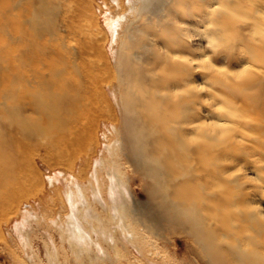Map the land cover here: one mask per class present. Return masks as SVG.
<instances>
[{"label":"bare ground","instance_id":"obj_1","mask_svg":"<svg viewBox=\"0 0 264 264\" xmlns=\"http://www.w3.org/2000/svg\"><path fill=\"white\" fill-rule=\"evenodd\" d=\"M117 1L99 27L88 0H0V222L47 184L65 211L23 209L11 257L43 264L37 232L61 264L45 224L75 258L173 230L210 264H264V217L242 208L264 203V0Z\"/></svg>","mask_w":264,"mask_h":264},{"label":"rangeland","instance_id":"obj_2","mask_svg":"<svg viewBox=\"0 0 264 264\" xmlns=\"http://www.w3.org/2000/svg\"><path fill=\"white\" fill-rule=\"evenodd\" d=\"M116 2L118 1L117 0H88V3L92 10V19L97 22L99 27H101L100 25L102 22V16L104 14L108 15V12L104 11V13L101 14L98 19L101 9L106 8V7H103L105 3H107L108 8L110 7L111 15H117L119 12L122 11V9L126 10L128 8V6L125 4L126 1H124V5L121 4L120 2V4L122 5V9L118 7L119 3L116 4ZM128 15L129 14H127V16ZM199 83L200 81L198 80L197 84ZM203 109L204 108H202V110ZM200 112L203 113V114L201 113L202 115L206 114L205 109L204 111L200 110ZM209 120L210 119L206 120V122H208ZM37 152L38 153H36L35 155L33 154L31 155L32 161L34 162V166L40 172L41 178L46 180L48 175L53 174L52 168L48 165L46 155L40 149L37 150ZM251 159L252 160L250 161V165L255 164L254 159L253 158ZM242 181L244 182V180ZM43 182L45 184V181ZM254 183H255L254 180L249 179L248 182L245 183V186L249 188V187H252ZM48 187L49 186L47 184L46 187L43 189V191L39 192L36 195H33L32 197L30 196L28 199L22 201L18 209L20 212L17 210L16 212L11 213L9 214L6 220H3L0 222V228H1L0 230H2L0 232V264H16V262L13 260V255L11 257V254H14L15 252L19 253V250H18V244H17L16 238L14 237L15 235H13L11 230L13 228V224L21 216L20 214L23 209L32 208V209H36V212L38 211V213L40 212L45 213L46 212L44 210L45 207L43 208V206H41L37 200L41 198L43 202L46 204L48 203V200H50V198L51 199L53 198L54 205L51 206L53 209L48 208L47 209L48 212L46 214L54 215L57 213L63 214L65 212L63 208L59 209L60 200L58 197L59 195L58 192L53 190L52 187H49V188ZM130 191H131L133 198L137 199L138 201L145 202L147 200V195L145 191L143 190V188L141 187V185L139 184L137 179H133L130 182ZM253 200L249 201V203L244 205V207L242 208L245 211H248V210L254 211L255 213L260 214L261 216L264 217L263 201L257 202L256 200L254 201ZM236 209L237 211H241V208H236ZM234 211H235V208H230L229 211H226V212L224 211V212H225V215L231 216V213ZM232 218H233V215L232 217H230V219L233 220ZM3 222L4 223L6 222V223L4 224ZM212 222L214 224L216 223V221H212ZM36 226L37 225H34L36 229L43 228V226L46 229L48 228V232L51 234L53 233L52 236L54 238L56 245L58 247L62 245L63 249H61L60 247L59 252H58L59 255H57V260L61 264H132V263L134 264H210L207 258L196 248L193 242L185 235V233H182L181 231L170 230V231L163 232L161 235H158L153 231H147L146 235L149 238L148 243L150 244L147 247L145 246L143 251L141 250L142 251L141 256L135 253L133 247L130 245H123V246L118 245L117 248H115L113 246H109L105 244L104 247H105L106 256L104 258L96 259L94 258L95 256L93 253H89V254L84 253V254H81L78 258H75L71 254V252H69L67 242L66 241L62 242L61 239L59 238L60 230L54 229L51 226L50 227L45 226V224L38 225V227ZM31 239H32V245L38 251L39 259L43 262V264H49L47 257H44L46 255L43 249L44 248L43 247L44 245L42 242L43 238L42 236H40V233L35 232L31 236ZM239 241L240 240L238 239L236 241V244H239ZM133 254H135L138 259L133 261L132 259Z\"/></svg>","mask_w":264,"mask_h":264}]
</instances>
